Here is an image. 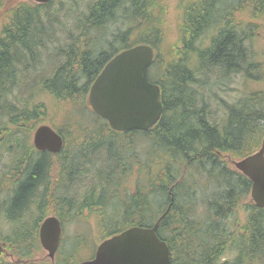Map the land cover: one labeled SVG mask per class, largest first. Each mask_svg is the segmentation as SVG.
Wrapping results in <instances>:
<instances>
[{
    "label": "trees",
    "instance_id": "16d2710c",
    "mask_svg": "<svg viewBox=\"0 0 264 264\" xmlns=\"http://www.w3.org/2000/svg\"><path fill=\"white\" fill-rule=\"evenodd\" d=\"M8 1L0 0V135L20 124L25 130L19 133L21 140L11 136L9 143L20 154L15 162L18 174L8 200L0 201V218L17 226L0 240L20 246L18 255L24 259L34 255L31 250L40 249L39 232L49 213L58 217L63 231L72 220L89 223L85 214L94 216L91 230L101 243L131 227H152L167 213L158 236L170 248L171 264H264V208L254 204L252 182L233 164L258 152L264 141V88L254 87L264 84V49L255 50L259 36L252 28L253 20L264 22V0H181L180 35L173 46L166 42L168 0L90 3L75 24L76 36L70 33L68 47L58 49L54 74L41 82L64 121L59 126L49 124L65 141L56 155L37 151L31 143L38 127L47 124L41 119L49 110L42 104L19 107L12 97L17 88L22 92L32 88L19 74L35 70L41 50L57 39L54 23L60 18L52 11L56 0L14 7H8ZM245 10L252 20L249 24L237 16ZM103 39L104 47L98 49ZM140 44L156 51L149 80L161 88L164 114L151 131L115 132L92 111L90 90L117 54ZM235 76L250 89L235 102H223L225 117L216 121L204 95L194 88L205 92L211 79L217 85ZM32 83L38 88L39 82ZM69 106L78 115L74 124ZM139 135L152 145L146 162L132 152ZM119 144L120 155L112 152ZM101 148L118 169L106 170L103 164L96 168L100 178L96 186L82 194L73 191ZM53 158L58 168L54 182L49 175ZM128 165L140 166L142 181H134ZM49 196L54 199L48 207L52 211H45ZM201 205L206 206L205 214H199ZM32 207L30 221L22 223ZM88 234L80 235L67 254L59 255L58 264H76L74 254L87 245ZM95 249L96 245L92 257ZM230 254L233 259L226 260L224 256ZM0 264L11 263L0 260Z\"/></svg>",
    "mask_w": 264,
    "mask_h": 264
},
{
    "label": "rangeland",
    "instance_id": "374dc122",
    "mask_svg": "<svg viewBox=\"0 0 264 264\" xmlns=\"http://www.w3.org/2000/svg\"><path fill=\"white\" fill-rule=\"evenodd\" d=\"M95 0H56L52 11H54V14H56L57 18H60V23L56 21L55 24V36L56 40H54L51 44L47 45L48 49L41 50V56H40V62L36 65L35 70L29 71L27 74H19V78L23 80L29 88H33V81L39 82L38 88H31L28 91L22 92L20 88H17L15 93L12 95L14 102L19 107H26V108H32L36 104H42L44 105L48 110L47 117L42 118L41 121H45L47 125H61L64 121L62 119V116L58 115V107L56 100L49 95L47 92L42 90L41 82L51 77L56 68L58 67V64H56V56H58V49L63 46V48L68 47V45L71 42L70 39V33H72L74 36H76V29L75 24L78 23L79 17L86 12V9L88 5ZM186 1V0H184ZM190 1V0H189ZM21 3H29L36 5L35 0H9L7 6L8 7H14ZM181 0H168V14L166 16V30H167V46H173L177 44L179 40L180 35V25H181ZM59 8V11H58ZM249 10H245L243 13H238L237 16L243 20L244 23H247L249 21ZM256 27L252 26V28H255L258 32L259 39L255 45V50L257 52H260L261 49H264V22L260 20H253ZM252 22L250 20L248 24ZM240 25V23H238ZM111 31H113L112 26L109 28ZM165 30V31H166ZM56 31V32H55ZM109 35V34H108ZM215 35V34H214ZM178 38V40H177ZM109 36H107L108 41ZM105 39L101 40L99 43V48L104 47ZM166 44V43H165ZM204 45L200 44V48H205L206 46L202 47ZM171 49V48H170ZM264 59V57H263ZM211 84V85H210ZM215 80L211 79L208 87V91L203 92L199 88H194L199 95H204V99L209 104V108L212 112L213 119L216 121L221 122L225 117V109L222 105L223 102L232 103L235 102L237 98L245 95V93L250 89L247 88L245 83L242 82V79L238 76L233 77L231 81L225 80L222 83H216ZM263 87L264 84H257L254 85V87ZM252 89V88H251ZM12 100V99H11ZM13 101V100H12ZM71 110V111H70ZM90 112V111H89ZM69 116L71 117L72 124L76 123L78 120V115L75 110L70 109L68 111ZM4 122H8V119L6 118ZM19 127L9 128L7 131L2 132L0 135V201L1 203H5L6 200H8L11 189H12V181L14 177H16L15 174H18V172H15V169L18 168V164L16 165L15 162L17 159H19V151H17L16 146L13 144L11 145L9 142L11 141V136H16L17 139H22V136L20 133L21 129L25 130V125L21 124L18 125ZM146 137L144 135L136 136V138L133 140V148L132 152L138 155V158L142 162H146V158L150 157V148L152 147L151 144H148L145 142ZM149 142V141H148ZM33 143V139L31 141ZM35 147V146H34ZM122 149L120 148V144L112 149L113 153L119 154L121 153ZM21 152V151H20ZM97 153V154H96ZM94 153L92 157V161L94 162V165H91L88 169L87 173L83 176L82 180L74 185L73 191H79V193H83L87 188L93 186H96V183L98 182L97 178V172L99 170L98 167H101V165L104 164L106 167V170H110L113 167L115 169H118L117 162L114 159H111L109 157V154L107 150L104 148H101L100 151ZM102 155V159H100V154ZM104 158V159H103ZM53 164H52V170L49 172L50 175V181L54 180L52 178H55L58 174V168L56 166V159L53 158ZM107 161L104 163V161ZM227 161H229L227 159ZM55 164V166H53ZM130 169H132V178H134V181H142V172H140L139 167L128 165ZM152 171L155 174V165L151 166ZM96 168L98 170L96 171ZM20 169V167H19ZM19 177V176H18ZM17 178V177H16ZM52 179V180H51ZM197 179H199L197 177ZM10 182H11V188H10ZM200 184L201 181H199ZM134 183V182H133ZM56 184V183H55ZM133 185V184H132ZM128 185L125 184V187ZM204 186V185H203ZM205 187V186H204ZM53 188H56V185L53 186ZM42 189L44 187L42 186ZM41 190V189H40ZM204 190V189H203ZM55 191L50 193L52 194ZM199 193H202V190L199 191ZM77 200H79V197L77 196ZM54 202V199L49 196L48 199H45V211H52L50 207ZM25 214L22 218V223H27L30 221L31 218H29V215L31 216V213ZM206 206L200 207L199 214H205ZM112 211L109 210L108 213H111ZM34 214V213H33ZM47 215V213H46ZM50 216V213L48 217ZM240 220H244V215L242 213L239 214ZM47 218V217H46ZM85 218L89 221V223H81L80 220H72L71 223L66 225L65 231H63V239L64 242L62 244V248L58 251V256L55 257L54 260H51L49 258V254L47 251L43 249V247L39 244L37 248L31 250V253H34L32 257H26L24 259H21L18 255L19 250L21 249L20 246L14 245L13 242H4L0 240V260L4 262H8L11 264H17L19 262H23L24 264H43L44 262H48L49 264H58L60 262V256L59 255H65L67 254L71 248L76 243V239L78 237H81L83 235L88 234V237L86 238L87 245L83 247L78 253L74 254V258L76 259V264H80L81 262H84L86 260H90L92 258L94 245L98 247L100 242V237L96 235L97 233H94L91 228L93 227L95 229V218L94 216L89 217L85 214ZM14 226H17L14 224V222L11 219H5L3 216L0 218V239L9 237L12 232L14 231ZM96 231V230H95ZM14 239L15 235H14ZM29 244V243H28ZM23 248H25V244L22 245ZM96 250V249H95ZM34 251V252H33ZM224 258L227 259H233V254H230L228 257L227 255L224 256ZM49 259V260H48ZM58 259V260H57ZM58 261V262H57ZM72 264V263H71Z\"/></svg>",
    "mask_w": 264,
    "mask_h": 264
},
{
    "label": "water",
    "instance_id": "95a60500",
    "mask_svg": "<svg viewBox=\"0 0 264 264\" xmlns=\"http://www.w3.org/2000/svg\"><path fill=\"white\" fill-rule=\"evenodd\" d=\"M35 1L47 4L51 0ZM154 59L152 46L137 45L117 54L93 83L89 104L113 131L148 132L162 119L161 88L149 80ZM34 145L41 152L58 154L65 142L52 127L43 125L34 134ZM234 165L252 182L254 204L264 208V141L257 153L234 162ZM166 214L153 227H131L106 239L98 246L95 257L81 264H171L170 248L158 236L160 222ZM62 234V224L57 217H48L43 222L41 244L51 259L60 248Z\"/></svg>",
    "mask_w": 264,
    "mask_h": 264
}]
</instances>
